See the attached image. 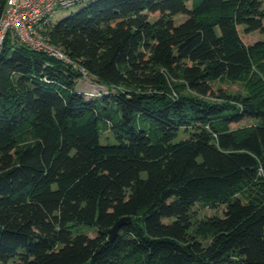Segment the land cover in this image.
Listing matches in <instances>:
<instances>
[{
	"label": "trees",
	"instance_id": "trees-1",
	"mask_svg": "<svg viewBox=\"0 0 264 264\" xmlns=\"http://www.w3.org/2000/svg\"><path fill=\"white\" fill-rule=\"evenodd\" d=\"M256 31L264 0H95L45 29L71 62L9 32L0 264H264ZM86 76L107 89L79 90Z\"/></svg>",
	"mask_w": 264,
	"mask_h": 264
},
{
	"label": "built area",
	"instance_id": "built-area-1",
	"mask_svg": "<svg viewBox=\"0 0 264 264\" xmlns=\"http://www.w3.org/2000/svg\"><path fill=\"white\" fill-rule=\"evenodd\" d=\"M84 1L87 0H8L0 15V51L7 34L12 32L23 44L71 62L59 47L48 41L45 29L58 9Z\"/></svg>",
	"mask_w": 264,
	"mask_h": 264
},
{
	"label": "rangeland",
	"instance_id": "rangeland-1",
	"mask_svg": "<svg viewBox=\"0 0 264 264\" xmlns=\"http://www.w3.org/2000/svg\"><path fill=\"white\" fill-rule=\"evenodd\" d=\"M95 0H87L84 2H80L77 4H74L68 8H61L58 9L54 14H53V18H52V22L56 23L59 20H61L62 18H65L67 16H69L72 13L77 12L78 10H80L82 7H84L85 5H87L90 2H93ZM186 18V16L184 15H178L177 16V22H181ZM260 40H264V34H261L260 32H252L249 34V43H254ZM244 79H239L237 81H230L228 79L225 78H220L217 79L213 82V84L217 87H224L232 92H237V91H243L244 89V83H243ZM78 89L81 91H86V92H98V91H102V90H106L107 88L99 85L98 83H96L94 80H92L90 77L86 76L83 77L79 84H78ZM253 123L252 120L250 119H246L241 121L240 123H234L232 125V127L236 128V127H241V126H248L251 125ZM107 133V132H104ZM112 140L113 137H111ZM200 211V216H204L205 214H209L212 215L215 212L222 214L223 212V207H219L217 209H212L210 207H197ZM83 232H86L87 234L94 236L95 235V230H93L92 228H89L87 226H82L80 228Z\"/></svg>",
	"mask_w": 264,
	"mask_h": 264
},
{
	"label": "water",
	"instance_id": "water-1",
	"mask_svg": "<svg viewBox=\"0 0 264 264\" xmlns=\"http://www.w3.org/2000/svg\"><path fill=\"white\" fill-rule=\"evenodd\" d=\"M130 218L129 217H124L121 218L120 220H118L114 226L112 227V229H110V238L113 239L114 236L117 234L118 230L120 229V227L126 223Z\"/></svg>",
	"mask_w": 264,
	"mask_h": 264
}]
</instances>
